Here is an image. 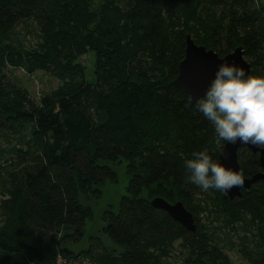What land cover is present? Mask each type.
Masks as SVG:
<instances>
[{
	"label": "trees",
	"instance_id": "16d2710c",
	"mask_svg": "<svg viewBox=\"0 0 264 264\" xmlns=\"http://www.w3.org/2000/svg\"><path fill=\"white\" fill-rule=\"evenodd\" d=\"M188 34L222 57L243 46L264 75V0H0V264H237L229 250L264 264V180L225 198L185 179L184 160L206 149L220 163L225 144L173 84ZM16 69L59 85L33 96ZM238 161L262 171L260 153ZM120 162L126 193L101 215L120 251L97 235L71 250L94 217L82 198L118 182ZM156 197L182 201L197 231Z\"/></svg>",
	"mask_w": 264,
	"mask_h": 264
},
{
	"label": "clouds",
	"instance_id": "9594fccd",
	"mask_svg": "<svg viewBox=\"0 0 264 264\" xmlns=\"http://www.w3.org/2000/svg\"><path fill=\"white\" fill-rule=\"evenodd\" d=\"M194 108L213 126L216 142L255 145L264 150V75L254 76L235 62L222 63ZM186 182L201 191L228 194L242 188L243 174L215 161L205 149L184 160Z\"/></svg>",
	"mask_w": 264,
	"mask_h": 264
},
{
	"label": "water",
	"instance_id": "95a60500",
	"mask_svg": "<svg viewBox=\"0 0 264 264\" xmlns=\"http://www.w3.org/2000/svg\"><path fill=\"white\" fill-rule=\"evenodd\" d=\"M224 62L230 64L235 62L237 65L243 67L246 72L250 74L252 72V64L245 58L243 46L237 47L232 53L222 57L214 49L197 44L191 35H187L185 57L180 63L179 75L173 81V84L189 95L190 106L195 105L196 99L205 94L207 86L214 79L218 67ZM242 148H248L254 153H260L262 171L252 177L243 175L245 178L243 187H234L228 194H224L225 198L242 196V189H249L258 180H264V150L259 149L255 145L225 143L220 155V163L240 172L238 152ZM152 204L157 208L167 211L171 217L183 224L190 231H197L195 217L182 201L171 203L163 197H156L152 200Z\"/></svg>",
	"mask_w": 264,
	"mask_h": 264
},
{
	"label": "rangeland",
	"instance_id": "374dc122",
	"mask_svg": "<svg viewBox=\"0 0 264 264\" xmlns=\"http://www.w3.org/2000/svg\"><path fill=\"white\" fill-rule=\"evenodd\" d=\"M17 31L19 32L20 39L23 40L27 37V40L33 41L34 38L32 34L28 31L27 26H24V24L20 25ZM79 61L87 68L89 77L91 78L96 66L95 55L93 53H87L82 56ZM13 77L17 81H20V83L24 84L32 92L33 96L49 92L59 85V81L56 78L42 71H38L35 74L30 75L21 69H16L13 70ZM113 166L115 167L119 177L118 182L106 181L99 186V191H94L88 196L82 198L84 204L92 208L94 217L87 221L85 226V236L80 242L67 243L66 246L75 252L80 251L87 246L88 239L91 235L101 237L104 244L110 249L120 251L118 246L108 235L104 222L101 220V215L107 208L113 207L116 210L119 208L120 200L126 193L125 189L128 183L126 163H115ZM228 253L235 263L248 264L246 259L237 250H229Z\"/></svg>",
	"mask_w": 264,
	"mask_h": 264
}]
</instances>
